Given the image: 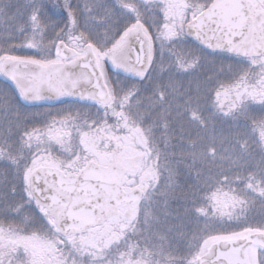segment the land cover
<instances>
[{
	"label": "clouds",
	"instance_id": "9594fccd",
	"mask_svg": "<svg viewBox=\"0 0 264 264\" xmlns=\"http://www.w3.org/2000/svg\"><path fill=\"white\" fill-rule=\"evenodd\" d=\"M43 2L36 0V5L29 13L37 10L44 26L40 37L41 47H27L36 50L38 54L34 56L54 57L56 43L68 38L70 28L73 33L79 32L86 43L90 41L97 49L104 50L109 46L113 21L94 18L103 16L96 6L97 2L83 0L82 9L73 6L76 9L75 25H70L67 19L55 29L51 38L48 36L50 22L41 14ZM129 2L133 6L131 14L134 16L130 22L140 20L146 29L155 34L156 28L151 22L159 12L155 5L150 0ZM85 4L93 6V11H87ZM81 12L85 17V26L81 25ZM136 12L139 16L134 14ZM90 21L102 25L95 34L87 30L86 25ZM21 31L24 34L21 44L0 45V53L17 54V48L25 47V40L31 38L29 23H25ZM185 36L190 35L182 34L175 43ZM192 52L194 57H199V62L188 69L192 75L187 78L175 74L174 63L166 59L163 53L159 58L156 57L147 74L143 78L138 77L152 82V90L147 92L141 91L138 82L128 86L114 82L107 72L113 99L107 109L92 99H81V92L93 91L88 85L81 84L74 91L73 96L88 105L83 107L87 111H107L114 119L126 121L135 130L140 138L138 147L143 166L148 169L147 174L141 176L139 190L132 197L130 215L106 240L91 248L82 247L66 235V220L43 213L27 196L20 198L15 195L16 185L21 180V170L41 149L42 144L35 143L33 137L28 135L36 128L26 123L32 114L17 109L11 96L2 93L0 109L6 120L0 122V227H10L18 237L38 238L55 246L62 264H189L196 244L206 235L204 229L209 227L210 220L217 219L211 207L212 192H229L242 201L241 206L232 213L231 220H222L241 221L243 225L255 224L254 217L259 214L261 222H264V139L253 138L235 129L231 131L235 145L229 156L220 152L215 144L205 146L202 143L200 130L214 121L215 116L222 114L213 103V90L223 81L218 77L232 69L228 65L207 61L198 50ZM205 63L211 65V71L201 75ZM256 71L258 69L249 62L248 67L241 70L235 79ZM211 81H215V84ZM181 86H186L185 92L181 93L182 102L175 105L172 98ZM209 93L212 94L209 101L212 111L204 114L201 111L202 101L207 99ZM250 102L247 101L246 106ZM244 108L230 115L223 114V117L231 116L235 120L245 115ZM113 111L120 112L121 116L115 117ZM193 112L197 113L195 119ZM49 116L54 118L52 114ZM255 118L264 119V115ZM254 123L255 120L250 118L252 131ZM252 156L259 157L258 164L249 162ZM177 201L189 204L190 208L185 211L194 213L198 222L189 232L182 234L189 245L188 252L174 247L167 232L162 230L164 221L172 215L173 205ZM199 209H206V213ZM236 217L241 219L237 220ZM0 264H31V255L22 244L9 245L0 254Z\"/></svg>",
	"mask_w": 264,
	"mask_h": 264
},
{
	"label": "snow or ice",
	"instance_id": "6c2138e0",
	"mask_svg": "<svg viewBox=\"0 0 264 264\" xmlns=\"http://www.w3.org/2000/svg\"><path fill=\"white\" fill-rule=\"evenodd\" d=\"M116 2L123 9L133 12L129 0H116ZM150 2L162 14V22L153 25L156 28L155 34L146 29L140 20L126 22L121 31L112 29L109 46L100 50L90 41L86 43L79 32L73 33L70 28L68 38L56 43L54 57L0 53V74L11 79L19 95L29 102L73 95L81 84H85L93 91L81 92V99H92L107 109L112 105L113 99L105 66L106 60L116 68L143 78L156 58L159 42L161 53L167 49L174 57L172 62L179 69L188 70L199 62V57H194L190 49L184 51L177 48L175 41L185 33L211 50H224L227 45L229 52L243 51L240 44L233 43L232 35L235 34L233 21L219 15L217 12L219 5H213L205 11L206 5L201 6L195 2L190 5L180 3L179 0H150ZM53 4L64 8L69 24L74 26L76 9L72 6L71 0H53ZM96 6L100 8L103 16L94 18L112 20L114 13L111 7L102 6L101 0H97ZM260 7L264 8V4ZM189 8L192 9L191 19L188 17ZM85 9L91 12L93 6L85 4ZM134 14L139 16L138 12ZM212 24L216 27L213 28ZM29 27L31 38L25 40L24 46L39 49L42 40L36 37H41L44 26L37 10L29 15ZM19 28L22 30L23 25ZM250 63L258 71L241 75L232 81H221L213 90V103L222 114L230 115L244 108L249 100L264 105V60L259 56L250 57ZM45 93L49 95L46 96ZM113 114L117 118L121 116L120 112L113 111ZM192 115L194 119L197 118V113L193 112ZM68 119L69 117L61 118L59 123L64 124ZM253 119L254 129L258 131L259 137L264 139V119L255 117ZM57 122V119L53 118L48 125L35 128L28 135L33 137L35 143L50 145L58 139L54 134ZM125 125L127 126L126 121ZM40 151L41 149L36 153ZM39 160V155L35 154L20 172L24 193L43 213L64 220L61 203L64 193L56 186V182L48 180V173L40 166ZM41 180L44 182V187L40 186ZM50 190L51 194H49ZM210 200L217 218L221 220L225 218L231 220L232 213L242 204L234 194L220 190L212 192ZM199 211L206 213V209ZM236 219L240 220L241 217ZM97 223H102V219H98ZM67 228L66 225V235L83 247V242L75 239V232ZM31 240L32 238L18 237L10 227H0V254H3L4 249L9 245L22 244L31 255V264H41L29 247ZM221 243L225 246L223 255L217 252ZM51 251L53 255L57 254L53 245ZM214 256L215 260L212 259ZM52 264H62L61 258L54 259ZM189 264H264V222L247 223L238 228L215 232L209 231L198 241Z\"/></svg>",
	"mask_w": 264,
	"mask_h": 264
},
{
	"label": "rangeland",
	"instance_id": "374dc122",
	"mask_svg": "<svg viewBox=\"0 0 264 264\" xmlns=\"http://www.w3.org/2000/svg\"><path fill=\"white\" fill-rule=\"evenodd\" d=\"M179 2L187 5L195 2L201 6H207L211 0H179ZM188 17L189 19L192 17L191 8L188 9ZM184 40H187L186 37L180 38L176 42V46L178 49L186 51L190 48H187L184 44ZM163 54L166 59L172 57L170 60H174V57L168 53L167 49L163 51ZM160 55L161 51L158 42L156 57L159 58ZM205 55L208 54L203 55L207 61L231 67L232 70L230 72L220 74V76H223L225 82L235 79L241 70L248 67L250 62V58H242L240 62H232L222 56L212 57L211 55ZM260 59L264 60V57H260ZM105 66L106 71L112 77L114 82L119 78V83L123 86L138 82L141 85V91L147 92L152 90V82L136 79L120 72H118V77L116 74L117 71L110 67L107 60L105 61ZM174 71L177 76H182L183 78L192 75L189 70H181L175 64ZM209 71H211V65L205 63L201 75H204ZM210 83L215 84V81H211ZM173 87H175V84ZM185 87L186 86H181L177 89L176 94L172 98L173 104L178 105L182 102L181 93L185 92ZM66 99L67 98H61L57 103L61 105V107L58 108L69 115V119L64 124L59 123V121L57 122L54 134L58 139L50 144L52 146L51 148L48 143L42 144L41 151L37 153L40 157V166H54L60 168L62 171L71 173L79 171L90 160L100 164H108L112 160H115L120 164H124L127 161H130V159L139 156L141 161L137 163V169H132V164H129L127 168L128 172L124 179V189L127 191L133 189L139 183L141 176L146 175L148 172V169L143 166L141 151L138 147V144L140 143L139 136L130 128V126H126L123 121L114 119L110 113H96L95 109H92L89 112L83 108L88 106L84 102L79 103L77 101H68ZM211 99L212 94L209 93L207 99L202 101V113L206 114L212 111V107H210L211 105L209 104ZM246 107H250V105L248 104ZM246 109L248 110V108ZM217 121L218 115L214 117V121L210 122L207 127L211 128ZM23 195L26 197L24 191ZM123 212L124 211L120 212L117 217H113L100 226L91 228L80 235H75V239L78 242L82 241L84 245L83 247L91 248L94 245L98 246L99 243L106 240L124 220ZM172 221L176 223H173ZM210 222L213 221L210 220L209 227L204 229L206 234L211 231L212 225ZM197 223L198 222L196 221L194 226ZM192 228L193 226L192 224L189 225V221H185L184 224H181L179 216L173 213L167 217L162 225V230L167 232L171 244L174 247L181 249L183 252H188L190 249L189 245L183 239L182 234L189 232ZM213 232H215V230H213ZM59 246L61 245H58V247ZM29 247L33 255L38 258V261L41 262V264H52L54 259L60 258L58 254H52L51 245L44 240L33 238L29 242Z\"/></svg>",
	"mask_w": 264,
	"mask_h": 264
},
{
	"label": "water",
	"instance_id": "95a60500",
	"mask_svg": "<svg viewBox=\"0 0 264 264\" xmlns=\"http://www.w3.org/2000/svg\"><path fill=\"white\" fill-rule=\"evenodd\" d=\"M262 4H264V0H212L205 8L207 11L213 5H219L217 8L219 15L233 21L235 34L232 35V41L241 45L243 51L240 53L229 52L227 45L224 50H211L205 48L192 36L185 37L206 52L223 53L241 58L264 57L261 55L264 54V8L260 7ZM212 27L215 28L216 25L212 24ZM108 63L115 70L139 79L131 73L114 67L110 61ZM0 75L16 88L11 79L3 74ZM64 97L81 100L73 95ZM57 99L59 98H45L32 102L23 99V101L26 104L39 102L52 104ZM41 167L48 173V180L56 182V186L64 193L61 203L63 218L67 221V230L74 231L75 234L85 233L88 229L105 223L108 219H103L104 217L116 216L119 207H127L125 217L130 215L132 197L139 189L131 191L123 189L125 169L119 167L115 162L103 165L89 161L77 174H65L58 168L47 165ZM40 186L44 187L43 180H41ZM49 194H51V190ZM98 219H102V223H97ZM224 247V244L221 243L217 252L223 255ZM212 259L215 260L216 257L214 256Z\"/></svg>",
	"mask_w": 264,
	"mask_h": 264
},
{
	"label": "trees",
	"instance_id": "16d2710c",
	"mask_svg": "<svg viewBox=\"0 0 264 264\" xmlns=\"http://www.w3.org/2000/svg\"><path fill=\"white\" fill-rule=\"evenodd\" d=\"M89 2L96 3L97 0H89ZM102 2V0H101ZM71 4L74 7L83 8V0H71ZM36 5V0H0V45L7 46L9 44L20 45L23 32L20 30L19 26L24 25L25 23H29V13L32 8ZM102 6L111 7L114 13L112 18L113 27L117 32L121 31L124 24L126 22H130L134 19V16L126 9H123L119 4H117L116 0H103ZM42 16L45 17L50 23L48 28V36L51 38L55 34V29L62 26L64 22L68 19L67 12L63 7H56L53 4V0H44L42 7ZM152 23L159 24L162 22V14L160 12L156 13V19L151 21ZM81 25L85 26V17L83 12H81ZM87 30L95 34L102 25L97 22H88ZM37 39L40 37L37 36ZM184 44L187 48L191 50H198L202 56L204 54H208L213 56H222L229 59L232 62H240L242 58L216 53V52H204L200 50L196 46L192 45L189 41L184 40ZM18 55L28 56V55H37L36 50L29 49L27 47H19L16 50ZM205 55V56H208ZM168 58V57H167ZM172 59V57H169ZM217 61V60H216ZM192 74V72L190 71ZM119 77V73H116ZM122 75V74H120ZM220 80L224 81L223 76L219 77ZM119 82V78L117 80ZM116 81V82H117ZM0 93H6L11 96L12 103L15 105L17 109L23 111L25 113H31V118L26 121V123L31 124L32 127L43 128L48 125V121L52 118L49 116L52 114V117L56 118L59 121L61 118L68 117L69 115L65 113L63 110H60L58 107H61L58 103L54 104H45V103H36V104H26L18 91L8 82H6L0 76ZM81 103V101H77ZM3 101L0 100V104ZM250 107L248 111L244 108L245 115L238 116L235 120L232 117H223V115H218V121L212 125V127H206L205 129L200 130V135L202 136V143L206 146L209 143L215 144L220 152H222L225 156H229L233 151V147L235 145V140L233 138V134L231 131L235 129L242 130L246 135H249L253 138H258L259 133L257 130H251L250 127V118H254L260 115H264V105L257 104L254 102L249 103ZM63 107V106H62ZM211 107V106H210ZM60 115H57V114ZM10 117V114H9ZM6 117L3 115L2 109H0V122H4ZM238 147V146H236ZM37 154V153H36ZM250 163L258 164L259 157L252 156L249 160ZM190 179V178H189ZM17 192L15 195L20 198H24L23 195V181L22 179L17 183ZM7 191V190H6ZM223 192V191H222ZM9 195H12L9 193ZM186 208H190V205L183 202L177 201L173 205V214H176L181 219V224H184L185 221H189V225L194 224L195 214L191 213V211H185ZM226 219V218H225ZM262 217L258 214L254 217V222H261ZM210 222L212 225L211 231L215 230H227L230 228H238L243 226L241 221H225L219 218L212 220ZM173 223H176L172 221Z\"/></svg>",
	"mask_w": 264,
	"mask_h": 264
},
{
	"label": "flooded vegetation",
	"instance_id": "af4514ba",
	"mask_svg": "<svg viewBox=\"0 0 264 264\" xmlns=\"http://www.w3.org/2000/svg\"><path fill=\"white\" fill-rule=\"evenodd\" d=\"M66 100H68V101H77V100H70V99H66ZM141 160H140V157L139 156H136V157H134L133 159H130V161H127L126 163H118L117 161H115V160H112L110 163H112V162H115L118 166H120V167H122V168H124L125 170H126V174H127V172H128V165L129 164H132V169H134V170H136L137 169V163H139ZM79 171H76V172H71V173H78ZM64 173L65 174H69V173H67V172H65L64 171ZM126 174H125V176H126ZM124 179H125V177H124ZM123 185H124V181H123ZM134 188H139V183L134 187ZM133 188V189H134ZM122 211H124L123 212V217H124V219L126 218L125 217V214H126V212H127V207H120L119 208V212H118V215L120 214V212H122ZM131 213V212H130ZM117 215V216H118ZM117 216H115V217H117ZM113 217H111V218H109L107 221H109L110 219H112ZM106 221V222H107ZM105 222V223H106ZM104 224V223H103Z\"/></svg>",
	"mask_w": 264,
	"mask_h": 264
}]
</instances>
